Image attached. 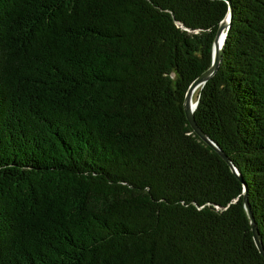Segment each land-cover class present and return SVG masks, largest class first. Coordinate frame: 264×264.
Segmentation results:
<instances>
[{
    "label": "trees",
    "instance_id": "trees-1",
    "mask_svg": "<svg viewBox=\"0 0 264 264\" xmlns=\"http://www.w3.org/2000/svg\"><path fill=\"white\" fill-rule=\"evenodd\" d=\"M0 0V264H264V0Z\"/></svg>",
    "mask_w": 264,
    "mask_h": 264
},
{
    "label": "water",
    "instance_id": "water-1",
    "mask_svg": "<svg viewBox=\"0 0 264 264\" xmlns=\"http://www.w3.org/2000/svg\"><path fill=\"white\" fill-rule=\"evenodd\" d=\"M228 3V13L226 16L222 19L220 22L213 43H212V51H211V64L207 70H205L202 74H200L188 87L185 96H184V112L186 119L191 126L193 132L199 137L200 140H202L206 145H208L210 148H212L230 167L231 171L239 178L240 180L241 175L238 171V169L234 166V164L231 162V160L226 156V154L221 150V148L213 141L211 140L197 125L195 118H194V110L198 104V98L194 101L193 100V93L197 88H202V86L205 84V82L216 72L218 69V66L220 64V61L222 59V51H223V45L225 41V37L227 34V30L230 26L231 22V4L230 0H226ZM244 195H243V206L246 211L250 228L252 232V237L254 240V243L259 250L260 254L264 258V248L259 236L258 228L255 222V219L253 217V214L250 210L247 194H246V187L244 185L243 189Z\"/></svg>",
    "mask_w": 264,
    "mask_h": 264
},
{
    "label": "rangeland",
    "instance_id": "rangeland-1",
    "mask_svg": "<svg viewBox=\"0 0 264 264\" xmlns=\"http://www.w3.org/2000/svg\"><path fill=\"white\" fill-rule=\"evenodd\" d=\"M193 94H195V93H193Z\"/></svg>",
    "mask_w": 264,
    "mask_h": 264
}]
</instances>
